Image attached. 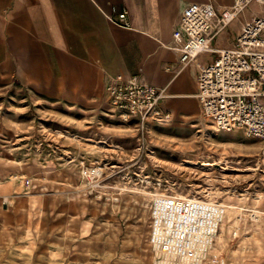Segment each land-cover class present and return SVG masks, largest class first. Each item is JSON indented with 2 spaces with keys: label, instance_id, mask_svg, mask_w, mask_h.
Returning <instances> with one entry per match:
<instances>
[{
  "label": "crops",
  "instance_id": "0c3cea01",
  "mask_svg": "<svg viewBox=\"0 0 264 264\" xmlns=\"http://www.w3.org/2000/svg\"><path fill=\"white\" fill-rule=\"evenodd\" d=\"M206 1L219 8L233 2L0 0V133H20L9 123L26 122L22 133L36 140L29 155L6 157L0 151V236L5 229L15 239L41 235L32 248L46 249L51 257L60 244L84 241L100 223H115L123 196L117 203L114 195L120 185L138 178L132 183L137 184L141 174L129 175L125 156L130 150L113 138L141 128L137 117L111 109L107 85L123 75L166 89L162 111L171 120L151 123L142 133H191L205 119L197 96L199 66L217 54L203 53L183 66L173 33L187 5ZM123 12L128 27L119 20ZM229 27L213 41L214 48L235 45L240 26L234 35ZM104 114L121 124L104 123ZM55 122H75L76 130L55 134ZM91 164L102 165L105 172L96 195L82 191L81 169ZM149 212L146 204L147 233ZM236 250L228 264H264V242Z\"/></svg>",
  "mask_w": 264,
  "mask_h": 264
},
{
  "label": "rangeland",
  "instance_id": "374dc122",
  "mask_svg": "<svg viewBox=\"0 0 264 264\" xmlns=\"http://www.w3.org/2000/svg\"><path fill=\"white\" fill-rule=\"evenodd\" d=\"M252 12V9L248 10V13ZM237 23L238 20L229 27L231 35H234ZM103 122L121 124L108 114H104ZM75 124L55 122L51 128L58 132L55 134L62 135L60 130H76ZM9 125L20 133H0L2 156L29 155L36 140L34 136H28L29 133H22L28 123L11 122ZM142 131L113 138L125 142L130 150L125 156L131 170L129 175L136 176L139 172L140 179L162 176L168 180L160 188L165 193L211 199L227 207L207 264H228L230 256L237 257V250H234L239 245L264 242V140L239 132L217 131L203 118L197 121L191 133ZM103 134L113 136L116 133ZM4 147H7L6 151ZM143 164L146 168L140 169ZM135 180L129 185H120L114 195L118 197L117 203L120 197L123 198L113 225L100 223L84 241L67 242L62 247L58 244L56 253L50 251L51 257L46 249L32 248L41 235L36 240L29 234L15 239L5 229L0 236V264H152L145 205L150 208L152 197L149 193L153 194L154 190L148 182L132 184ZM83 187L84 192L86 185ZM125 198L129 200L124 204ZM251 210L256 211L258 220L252 218Z\"/></svg>",
  "mask_w": 264,
  "mask_h": 264
},
{
  "label": "built area",
  "instance_id": "2783aa9c",
  "mask_svg": "<svg viewBox=\"0 0 264 264\" xmlns=\"http://www.w3.org/2000/svg\"><path fill=\"white\" fill-rule=\"evenodd\" d=\"M250 9L252 13H248ZM119 20L130 26L126 12ZM236 20L240 31L235 45L214 48L213 41ZM173 37L183 66L198 61L203 53L217 54L211 63L199 66L197 96L203 117L217 131H240L264 140V0H233L220 8L212 1L190 3ZM106 91L112 109L137 117L142 130L151 123L171 120L170 114L162 111L167 97L164 88L137 76L118 75ZM103 173L99 164L81 169L88 192L96 193L103 187ZM139 181L148 182L154 190L149 193L152 203L147 237L152 264H207L227 207L211 199L165 193L160 188L168 180L162 176ZM250 212L254 220L259 219L256 211Z\"/></svg>",
  "mask_w": 264,
  "mask_h": 264
},
{
  "label": "bare ground",
  "instance_id": "6f19581e",
  "mask_svg": "<svg viewBox=\"0 0 264 264\" xmlns=\"http://www.w3.org/2000/svg\"><path fill=\"white\" fill-rule=\"evenodd\" d=\"M203 165H212L211 163H204ZM229 167H225L224 169H228Z\"/></svg>",
  "mask_w": 264,
  "mask_h": 264
}]
</instances>
